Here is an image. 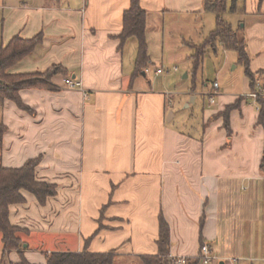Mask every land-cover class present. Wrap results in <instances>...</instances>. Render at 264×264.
Instances as JSON below:
<instances>
[{
  "label": "crops",
  "instance_id": "obj_1",
  "mask_svg": "<svg viewBox=\"0 0 264 264\" xmlns=\"http://www.w3.org/2000/svg\"><path fill=\"white\" fill-rule=\"evenodd\" d=\"M205 1L142 0L151 72L136 75L138 41L121 47L118 38L130 0H0V45L43 34L9 73L62 70L49 82L55 90L20 92L28 110L0 106L8 128L0 166L41 157L37 180L57 187L44 206L28 192L25 203L10 206L23 250L4 254L0 234V264H48V254L80 253L90 239L91 253L115 251L116 264H144L159 253L161 216L169 255L197 259L209 244L212 264H264V124L250 96L264 99V0L225 14L240 29L254 86L246 74L226 86L216 81L217 100L202 108L195 85L156 74L174 52L193 63L194 47L214 30L204 37ZM212 51L222 54L218 72L236 61L221 44ZM177 97L184 110L196 109L197 123L175 110ZM234 105L230 136L220 115Z\"/></svg>",
  "mask_w": 264,
  "mask_h": 264
},
{
  "label": "trees",
  "instance_id": "obj_2",
  "mask_svg": "<svg viewBox=\"0 0 264 264\" xmlns=\"http://www.w3.org/2000/svg\"><path fill=\"white\" fill-rule=\"evenodd\" d=\"M243 3L244 0H206L204 2V11L216 15V27L202 44L194 47L195 54L192 60L195 69H197L204 61L206 54L221 44L225 50L237 54L238 63L244 66L246 77L254 86L255 78L250 70L251 58L240 29H234L232 24L224 19L227 12L240 13ZM118 38L121 41V47L131 38L138 41L136 75L149 66L147 12L142 8V0H130V7L123 15V30ZM42 40L43 34H39L29 40L15 37L6 47L0 45V106L6 101H11L18 108L28 110L20 97V92L23 89L49 88L55 90L49 82L53 75L62 73L60 68L56 67L45 74L15 75L9 73L10 69L28 57L42 43ZM257 102L261 110L260 122L264 124V99L261 95ZM237 107L238 105L229 106L220 115L225 118V127L230 136L229 114ZM7 130L8 128L4 124H0V146L3 144ZM41 160V157L31 159L18 169L0 166V234L2 235L4 254L23 250V242L18 237L20 229L10 223V206L25 203L23 192L34 195L41 206L46 205L48 199L57 194L55 185L38 181L36 178V170ZM159 224L160 236L157 243L159 253L155 257L143 258L144 264H169L167 256L170 248V230L163 216L160 217ZM90 241L91 239L86 242L84 251L80 253L54 252L48 254V264H116L115 251L91 253L89 252ZM188 264H200V262L197 259H190Z\"/></svg>",
  "mask_w": 264,
  "mask_h": 264
},
{
  "label": "rangeland",
  "instance_id": "obj_3",
  "mask_svg": "<svg viewBox=\"0 0 264 264\" xmlns=\"http://www.w3.org/2000/svg\"><path fill=\"white\" fill-rule=\"evenodd\" d=\"M235 17H230V15H225L224 19L230 22ZM216 27V15L211 12H207L204 16V37H207L209 33ZM184 51L174 52L165 58L164 63L160 64V67L166 71L162 76L171 78V80L176 81V84L192 83L195 85L198 91H201L202 95H199V104L202 108L211 107L209 96V90L213 84L217 81L221 86L228 85L230 79L233 81L240 82L245 75V70L243 65L238 63L237 54L231 52L232 56L235 57L236 61L227 66L222 72L219 71V58L222 57L220 52L214 53V51L209 52V58H204L205 61L195 69L193 63L189 62L186 55L183 54ZM191 63V64H190ZM159 65V64H158ZM178 68L177 72H172V69ZM169 70L170 72H167ZM185 74L189 75L188 80H184L183 76ZM218 97H215V101ZM175 110L179 111L186 122L191 124L197 123L196 121V109L193 107L191 109L184 110L185 106H181L180 99L174 98Z\"/></svg>",
  "mask_w": 264,
  "mask_h": 264
},
{
  "label": "built area",
  "instance_id": "obj_4",
  "mask_svg": "<svg viewBox=\"0 0 264 264\" xmlns=\"http://www.w3.org/2000/svg\"><path fill=\"white\" fill-rule=\"evenodd\" d=\"M173 71L177 72L178 68H174ZM150 72H151L150 68H147L145 70V74H149ZM167 72H170V71L167 70ZM163 73H166V71L164 69H162V68L156 70V74L157 75H160V74H163ZM65 84H66V86L69 89H72V90L79 89V90L84 92L81 83L74 82V81H71V80H66ZM218 89H219L218 84L214 83L213 87H212V91L208 94L209 101H210L211 104L215 103V97H217L219 95L218 94ZM250 96L254 100H257L260 97V94L253 93ZM189 260H190L189 258L181 257V256H173L171 254L167 256V261H168L169 264H188ZM197 260H199L200 264H212L213 261L216 260V257L214 256L212 248H211V246L209 244H203L202 245V247L200 249L199 256L197 257Z\"/></svg>",
  "mask_w": 264,
  "mask_h": 264
}]
</instances>
